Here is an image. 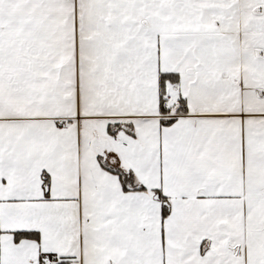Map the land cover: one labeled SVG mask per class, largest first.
Returning a JSON list of instances; mask_svg holds the SVG:
<instances>
[{
    "label": "snow or ice",
    "instance_id": "snow-or-ice-1",
    "mask_svg": "<svg viewBox=\"0 0 264 264\" xmlns=\"http://www.w3.org/2000/svg\"><path fill=\"white\" fill-rule=\"evenodd\" d=\"M0 264H264V0H0Z\"/></svg>",
    "mask_w": 264,
    "mask_h": 264
}]
</instances>
